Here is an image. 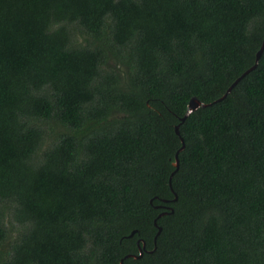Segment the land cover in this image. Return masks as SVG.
<instances>
[{"label":"trees","instance_id":"16d2710c","mask_svg":"<svg viewBox=\"0 0 264 264\" xmlns=\"http://www.w3.org/2000/svg\"><path fill=\"white\" fill-rule=\"evenodd\" d=\"M263 42L264 0H0V264H264Z\"/></svg>","mask_w":264,"mask_h":264},{"label":"water","instance_id":"95a60500","mask_svg":"<svg viewBox=\"0 0 264 264\" xmlns=\"http://www.w3.org/2000/svg\"><path fill=\"white\" fill-rule=\"evenodd\" d=\"M263 49H264V42H263V46H262L261 50H260V51L258 52V54H257L256 64H255L250 70L246 71V72H245L240 78H238V79L232 84V86L228 89L227 93L224 95L223 98H225V97H226V96H227V95L233 90V88L238 84V82H239L241 79H243V78H244V77H245L250 71H252L253 69H255V67L257 66V63H258V61H259V58H260V56H261V53H262ZM223 98H221L220 100H222ZM220 100H219V101H220ZM206 106H208V105L202 103L199 99H197V98H195V97L192 98L191 101H190V103H189V105H188L186 115H185L184 118L181 120V122L185 121V120L189 117V115H190L192 112L198 110L199 108L206 107ZM179 127H180L179 125L176 126V132H177V134L180 135ZM182 141H183V139H182ZM184 148H185V144L183 143V147H182L181 150H183ZM175 166L177 167V170H178V168H179V159H178V155H176V163H175ZM160 232H161V228L159 229L158 235H159ZM133 234H134V233H133ZM133 234H132V235H133ZM132 235H131V236H132ZM138 244H139V243H138ZM142 255H143V249H140V254H139L138 256L134 255V257H135V258H140ZM121 264H123V261H121Z\"/></svg>","mask_w":264,"mask_h":264}]
</instances>
